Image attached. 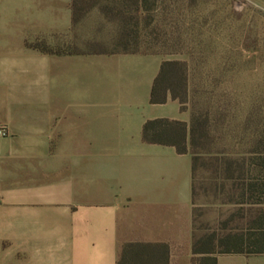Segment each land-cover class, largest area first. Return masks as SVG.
<instances>
[{
  "label": "crops",
  "instance_id": "obj_1",
  "mask_svg": "<svg viewBox=\"0 0 264 264\" xmlns=\"http://www.w3.org/2000/svg\"><path fill=\"white\" fill-rule=\"evenodd\" d=\"M2 4L48 15L52 36L83 24L73 23V0ZM41 34L0 29L8 37L0 43V76L8 78L0 123L10 132L0 138V264H118L125 244H166L169 264H191L202 207L192 156L144 140L149 122L190 130L192 115L178 101L151 103L168 61L158 54L47 56L15 38ZM43 65L48 94L40 86L27 94L26 80L40 84ZM13 79L22 86L11 90ZM230 257L218 264H264V256L227 263Z\"/></svg>",
  "mask_w": 264,
  "mask_h": 264
},
{
  "label": "rangeland",
  "instance_id": "obj_2",
  "mask_svg": "<svg viewBox=\"0 0 264 264\" xmlns=\"http://www.w3.org/2000/svg\"><path fill=\"white\" fill-rule=\"evenodd\" d=\"M24 6L0 5V29L40 28L41 35L15 37L25 39L26 47L45 43L52 49L85 53L158 54L185 65L187 111L201 116L208 128L196 175L202 206L198 225L202 234H214L235 216L230 228L246 235L252 215L264 210L243 204L241 196L249 185L264 184V0H98L99 8L90 11L81 26L58 36L50 35L48 15L28 13ZM7 38L0 35V43ZM40 71V84L26 80L27 94H35L39 86L43 95L48 94V65ZM12 82L11 90L22 86L20 79ZM7 83L8 78L0 76V110ZM0 127L8 129L1 123ZM221 154L232 164L228 180ZM222 191L229 196H221ZM223 200L228 202L225 207ZM240 259L232 256L226 261Z\"/></svg>",
  "mask_w": 264,
  "mask_h": 264
},
{
  "label": "trees",
  "instance_id": "obj_3",
  "mask_svg": "<svg viewBox=\"0 0 264 264\" xmlns=\"http://www.w3.org/2000/svg\"><path fill=\"white\" fill-rule=\"evenodd\" d=\"M95 8H99L98 0H73L74 25L77 26L83 22L90 11ZM30 48L47 56L86 54L78 49H72L71 51L52 49L45 43L30 45ZM97 53L116 55L102 51L89 52V54ZM117 54L144 53L125 51ZM184 66L177 62H165L163 64L152 91L151 103L153 105L166 104L170 98L173 101H178L182 106V110L187 111L186 106L189 104L190 92L188 79L183 71ZM207 129L206 122H202L201 116L193 112L190 130L186 124L166 120L149 122L144 129V140L150 144L173 145L179 154H190L193 159V170L196 180L198 164L202 155L199 151L202 147H205L204 141L208 136ZM162 137L164 140H162ZM220 158L221 167H223L228 180L232 171V164L228 161V156L225 154H221ZM262 190H264L263 183L249 185L246 191H242V203L251 206H264V191ZM224 192L222 191L223 194L221 196L225 197ZM247 197L248 199L246 200ZM221 203L224 207L228 205L225 200ZM198 211V209L195 210V236L191 264H218L219 259L224 256H264V210L256 211L252 215V219L248 223V229L246 233L244 232L246 235H241L240 232L242 231L237 227L230 228V223H234V219H236L235 216L230 217L232 218L231 221L221 223L220 231L214 234H202V226L198 225ZM223 218L224 216L221 219ZM170 256V247L166 244H125L121 248L118 264H169Z\"/></svg>",
  "mask_w": 264,
  "mask_h": 264
},
{
  "label": "built area",
  "instance_id": "obj_4",
  "mask_svg": "<svg viewBox=\"0 0 264 264\" xmlns=\"http://www.w3.org/2000/svg\"><path fill=\"white\" fill-rule=\"evenodd\" d=\"M9 131L6 127H0V138H8Z\"/></svg>",
  "mask_w": 264,
  "mask_h": 264
}]
</instances>
